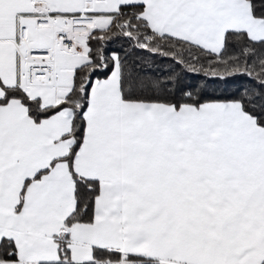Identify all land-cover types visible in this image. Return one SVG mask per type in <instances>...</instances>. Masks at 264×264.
Here are the masks:
<instances>
[{"label":"snow or ice","instance_id":"1","mask_svg":"<svg viewBox=\"0 0 264 264\" xmlns=\"http://www.w3.org/2000/svg\"><path fill=\"white\" fill-rule=\"evenodd\" d=\"M0 264H264V0H0Z\"/></svg>","mask_w":264,"mask_h":264}]
</instances>
